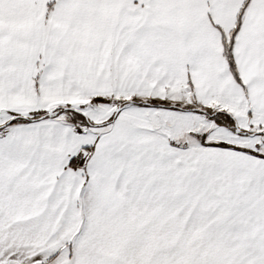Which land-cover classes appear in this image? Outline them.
I'll return each mask as SVG.
<instances>
[{"label": "snow or ice", "instance_id": "snow-or-ice-1", "mask_svg": "<svg viewBox=\"0 0 264 264\" xmlns=\"http://www.w3.org/2000/svg\"><path fill=\"white\" fill-rule=\"evenodd\" d=\"M0 264H264V0H0Z\"/></svg>", "mask_w": 264, "mask_h": 264}]
</instances>
